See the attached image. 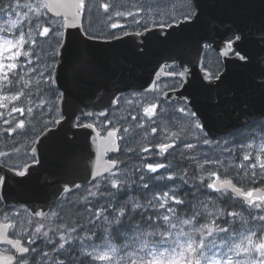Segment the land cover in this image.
<instances>
[{
	"label": "snow or ice",
	"instance_id": "obj_1",
	"mask_svg": "<svg viewBox=\"0 0 264 264\" xmlns=\"http://www.w3.org/2000/svg\"><path fill=\"white\" fill-rule=\"evenodd\" d=\"M184 6L187 10L181 13L183 21L172 16L168 27H172L173 22L178 27L193 26L188 23L189 21L199 23L203 7L198 0L195 3L192 0H185ZM94 8L97 10L102 8L108 21H113V13L118 18L131 17L133 24L142 25L144 28V32L135 33L137 36L149 31L147 20L136 19V16L141 13L115 10L109 3L97 4L96 0H36L35 3L24 4H21L20 0H9L7 6L0 5V33L6 32L13 36V39H4L0 42V108L9 109L8 117H10V119L4 118V113L0 112V118H3V123L8 126L4 129L5 133H14L18 128L25 127L24 119L17 120L14 113L23 117L32 115L34 112L31 100L26 107L17 106L16 103L21 101V98L27 99L31 96L33 81L25 77H30V74L36 73L37 69L29 67L32 65V53L25 50V45L34 46L36 44V40L33 39L34 31L41 37L51 35L55 41L51 45V63L45 64L46 72L41 71L40 79L36 81V92L41 99L35 107L43 110L51 104V107L47 108V114L58 112V103L64 100V92L61 88L70 94L69 83L74 88H85L109 71L108 67L101 65L95 56L93 50L96 44L93 42L122 41L124 37L132 33H129L125 24L120 22L107 24V31L93 32L90 23L86 26L84 21L93 14ZM198 8L201 10L199 14L197 13ZM50 14L54 15L50 16ZM116 29L120 31L117 32ZM227 31L231 35L228 37V43L224 44L223 54L234 56L238 61H247L244 67L256 63L257 58L249 53L246 45L249 41H254L257 45L264 47V26L255 27L251 31H246L241 27ZM234 44L239 51L234 49ZM5 50L9 53L6 57L7 63L2 55ZM241 52L243 55L240 54ZM21 56L25 58L23 64L18 62ZM250 56L251 59L248 60ZM259 60L262 70L251 79L248 88L254 94L259 93L264 97V56ZM166 74L179 78L175 87L181 86L189 75L188 70L182 66L180 70ZM209 78L212 79L211 74ZM214 79L220 81L215 85L219 89L227 80V76L221 79L219 75H215ZM206 87L211 88L212 84ZM26 89L29 90L27 96ZM230 91L233 90L228 89L218 93L219 102L213 107L223 110L234 106L233 110L238 107L241 111L245 106L254 107L253 99L248 97L247 92L237 89L229 98L227 92ZM49 96L54 99L45 98ZM158 103V100H154L150 102L149 107L143 108L144 116L149 120L155 115ZM163 103H167V100ZM9 105H11L10 108ZM179 112L188 117V121L199 132V135L195 137L197 143L209 146L211 152L219 153V155L203 153L202 162L197 158L201 155L200 153L189 155L188 158L201 170L200 174L194 178L200 181V184L195 186L196 191L203 187L213 189L223 196L228 189H232L238 196L247 197L249 205L261 208L264 205V190L260 191L257 197L259 203H257L252 199L253 191L238 188L232 179L222 177H227L230 169L235 171L239 179L249 176L255 178L257 166L264 170V108H261L257 114L260 118L253 119L248 125L250 131L238 130L230 134L231 140L223 141H213L208 138L204 129L205 124L210 121L203 112L200 115L204 117V123H201L195 112L187 110L186 107L180 108ZM39 114L43 117L46 113L41 111ZM86 115L91 116L93 113ZM98 115L106 116L107 113L100 112ZM135 119L136 117L132 116V120ZM62 120H64V114L59 113L57 117L45 123L44 127H47L48 123L59 125ZM75 126L94 127L93 124L79 122ZM139 126L143 127V124ZM118 131V128H114L107 133L108 137L112 138L111 150L113 151L119 150L116 144ZM124 131L127 132L128 129L125 128ZM156 131L157 129L153 127L152 132ZM172 135L175 136L176 133ZM257 136L261 140L259 145L261 155L259 156L253 155L256 148L253 142ZM238 137L243 139L237 142ZM119 138L123 139V137ZM174 143L175 141L172 144H156L155 147L160 149L156 154L163 156L168 149L173 148ZM197 143L185 142L183 148L193 153L197 150ZM235 149H239L243 155L238 158V162H230L227 167H224L223 173L218 170L207 171L205 169L206 164L222 165L223 154L233 155ZM142 151L147 153L149 148H143ZM32 152L34 162L40 163L35 156L36 149L33 148ZM4 155L6 154L0 153V156ZM141 159L142 163L135 173L119 168L113 171L116 161L111 162L112 167L104 169L108 175L97 171L94 177L95 183L91 188L86 189V195L82 197L85 204L84 212L87 214L86 223L79 226L82 232L77 231L78 226L75 222L71 227L62 224L46 230L41 224L31 233L28 231L14 232L13 235L18 238L11 239L3 229H14L15 225L6 223L0 226V244L10 246V248H0V257L4 259L5 264H97V262H102V264H264V214L246 217L243 212L228 211L224 207H219L211 197L191 204V211L188 212L187 208L178 207L189 205L188 201L181 198L180 187L182 185L170 186L169 184V182L173 184L175 182L174 175L166 174L167 170L173 167L171 161L165 165L147 163V157ZM6 165L7 161H0V172H3ZM159 169H165V173L151 175L157 173ZM205 171H207V176L204 174ZM13 175L24 177L26 173L25 171H14ZM187 175L186 171L179 174L183 183L189 182L186 179ZM213 177L215 179L211 183L206 182ZM11 178L13 177H8L6 174L0 175V187L7 186V181ZM70 182L75 188L80 187L74 181ZM62 191L68 192L70 189L65 187ZM122 193H127L126 199H120ZM90 197L92 199H89ZM89 204L92 207H88ZM37 215L43 214L37 213ZM57 216L56 212H52L49 218ZM201 217L210 220L211 223H200ZM228 217L238 218L241 221L240 228L237 229L234 226L235 219L230 221ZM221 218H223L222 223L227 224L228 227L217 224ZM4 219L9 218L5 216ZM88 224H91L92 228H88ZM97 230H99V235ZM174 230H176L175 235ZM216 233L224 234L219 237L221 241L219 245L214 238ZM197 234L203 239L198 240ZM115 235H123L126 238L125 243L115 244L113 242ZM53 237H58V239ZM37 238H42L43 243L51 245L50 252L33 247ZM97 240L100 242L97 243ZM208 244H211L213 249L218 247L220 251H213L212 256H208L206 251ZM13 249L14 252H12ZM256 253H259V258L256 257ZM241 254H244L243 259H234V257H240Z\"/></svg>",
	"mask_w": 264,
	"mask_h": 264
},
{
	"label": "water",
	"instance_id": "obj_2",
	"mask_svg": "<svg viewBox=\"0 0 264 264\" xmlns=\"http://www.w3.org/2000/svg\"><path fill=\"white\" fill-rule=\"evenodd\" d=\"M198 2L203 7V14L199 23L188 22L193 25L191 27H178L173 23L172 27L152 28L140 36L132 33L122 41L93 42L96 44L93 50L95 56L109 71L85 88H74L69 83L70 94L61 88L64 100L59 102L58 110L64 114V120L59 125L47 128L36 139L33 148L36 149L35 156L40 163L33 162L25 166L24 177L14 176V170L5 166L3 172H0L1 175L13 177L8 179L7 186L0 187V200L5 207L25 206L32 217L43 219L65 194L76 189L70 181H74L76 185H88L95 181L97 171L107 175L104 169L112 167V160L108 157L110 154H118L120 149L111 150L112 138L108 137V132L101 136L95 125L93 128L75 126L78 119L91 118L93 115L86 114H94L95 111L97 114H108L124 93L146 92V89L150 90L148 92L155 91L153 85L168 76L165 72L168 66L177 64L179 69L182 66L189 69V75L180 89L166 92L164 98L171 102L189 99V106L201 123H204L201 112L209 118L210 122L205 124L204 129L208 137L215 139L229 134L250 124L253 119L260 118L257 114L264 108V97L259 93L254 94L248 87L255 74L262 70L259 58L264 56V47L254 41L247 43L249 53L257 58V62L248 67L243 66L247 61H238L234 56H225L223 53L224 44L231 35L228 29L241 27L251 31L255 27L264 26V0ZM200 12L198 8L197 13ZM207 45H211L223 57L224 67L219 76L221 79L227 76V80L219 89L215 85L220 81L209 80L208 73L201 69ZM233 47L239 51L235 44ZM240 54L243 55V52ZM250 59L251 56L248 60ZM209 84H212L211 88L206 87ZM228 89L233 90L227 92L229 98L237 89L247 92L248 97L253 99L254 107L245 106L243 111L238 107L233 110L234 106L223 110L214 108L213 105L219 102L218 93ZM98 116L105 118L107 115ZM116 144L119 146L118 138ZM116 168L117 163L112 170ZM65 187L70 191H62ZM228 190L248 204L247 197L238 196L232 189ZM261 190L253 191L252 199L257 198ZM6 223L12 222H2L0 217V226ZM10 229H3L9 238ZM6 246L8 245L0 244V248ZM0 264H5L2 257Z\"/></svg>",
	"mask_w": 264,
	"mask_h": 264
},
{
	"label": "rangeland",
	"instance_id": "obj_3",
	"mask_svg": "<svg viewBox=\"0 0 264 264\" xmlns=\"http://www.w3.org/2000/svg\"><path fill=\"white\" fill-rule=\"evenodd\" d=\"M22 0H20L21 2ZM184 0H96L97 4H102V3H109L110 6H113L115 10H119V11H132L133 13H141L140 15L136 16V19L138 20H147L148 21V25L147 26H151L152 21H165V20H169L170 17L175 16L177 17L179 14H181L183 11L182 8V3ZM36 0H24L23 2H21V4L24 3H35ZM18 12H20V10H17ZM111 22H120L122 24H125V26L127 27V29H138L141 26L135 25L132 23V19L131 17H125V18H118L114 16L113 13V21H108L106 18V15L103 11V9H99L95 11V15L93 17V14L88 18V20L85 21V25L87 26L89 23L91 25V30L93 32H100V31H107L106 25L110 24ZM4 39H13V36L9 33H0V42H2ZM35 47V45H31V48H29L27 51H30L32 53L33 48ZM3 57L5 58V63H7L8 61L6 60V57L9 55V53L5 50L2 53ZM23 57V56H21ZM20 57V58H21ZM25 61L22 62V64ZM32 64H35V61L32 60ZM29 67H35L37 69L36 73H31L30 77H25V79H29L31 78L33 81V84H36V81L40 79L39 73L41 71H45L44 68L42 67H37V66H31L29 65ZM46 72V71H45ZM37 87V86H36ZM29 100L31 99H26V98H21V101H19V103H17V106L20 107H26L29 103ZM32 101V100H31ZM33 102V101H32ZM11 107V105H9V108ZM33 107L34 109H36L35 107V103H33ZM184 107L183 106H177L174 107L172 109H168L166 110V108L163 107V110L166 112H170V111H174V112H178L179 115L173 113L172 115L175 117L170 118H165V122H164V127H159V122H160V118L162 117L161 114L156 113L155 115H153L151 117V119L149 120V122H146L145 124V128L142 131L143 134L145 135V137L149 138L151 137L153 134L152 132V128L155 127L157 129L156 132L159 133H163V134H168L171 133L172 129L168 127L167 124V120L175 125H180L178 126V135H180V128H183L184 132H188V129L190 130V133L188 135V137L190 136V139L192 142L196 141L195 137L197 135H199V132L192 126L191 122L188 121V117H186L183 113L179 112V109ZM9 109L5 108V111L8 112ZM15 115V113H14ZM16 116H19V114H16ZM146 117V116H145ZM179 117V118H177ZM17 120L19 119H24L25 124L29 122H31V124H33L32 120L30 121L28 115L23 116L22 118L16 117ZM175 118V120H177V124L175 121H173V119ZM10 119V117H9ZM154 122V123H153ZM175 122V123H174ZM45 124V123H42ZM131 126H133L132 123ZM134 127V126H133ZM19 129V128H18ZM46 129V128H45ZM19 130H23V129H19ZM248 131H250L251 129H247ZM257 132H259V129H257ZM175 133V132H172ZM185 134V133H184ZM156 135V134H155ZM171 137H173V135L171 134ZM177 143L179 144L177 146V148L171 152L172 155L175 156H187L189 157V155H193L196 154V152L200 153L201 155H198L197 158L201 160H203V153H208L210 154L209 151V146L207 145H203V149L200 150L197 147V151L193 152V153H189L188 150L183 148V143H181L180 141H182V139L184 138V135L177 136ZM231 140V136L228 138H223L220 141L223 140ZM241 139H243L242 137H238L237 142H239ZM34 139L33 140H25V139H18L16 140H11V141H2V146L0 148V153H5L6 155L1 156L0 157V161H7V165L8 166H17V167H22L24 166L28 161H29V150L31 149V147L34 144ZM188 142H190L188 140ZM252 142V141H250ZM132 143L133 140H132ZM197 143V141L195 142ZM256 145L255 150H249V151H253V155L259 156L261 155L259 153V145L261 143V140L259 138V136H257V139L253 142ZM200 145L199 143H197V146ZM183 153V155H182ZM243 155V152H241L239 149H235L234 154L230 155L228 153H224L223 156L221 157V159L223 160V164H206L205 165V169L207 171H212V170H218L221 173H223V168L227 167L229 165L230 162H238V158L241 157ZM169 156V155H168ZM147 163H159L158 160L156 161H151V162H147ZM173 167L167 170V175H174L175 179L178 177L179 178V174L182 171H186V169H179L180 166L171 161ZM165 165H168L169 163H163ZM141 165V164H140ZM138 165V166H140ZM196 165V164H195ZM137 166V167H138ZM197 166V165H196ZM137 167L135 166V169L133 168L134 171H136ZM122 169V168H121ZM197 171H198V175L200 174V169L197 167ZM207 171H205V176H207ZM257 172V176L255 178L252 177H244L243 179H239L236 177L235 171L230 169V174L227 177H222V178H228V179H235L236 181H238V185L243 188L244 190L247 191H255L258 189H262L264 190V170H261L259 168V166H257L256 169ZM160 173H165V169H159L157 173H155L156 175L160 174ZM188 173V172H187ZM151 174V173H150ZM186 179L189 181L190 176L189 174L187 175ZM215 178L213 177L211 180H207L206 182L211 183ZM178 181L181 183L182 181L180 180V178L178 179ZM196 185L200 184V181L198 180V183H195ZM204 190H207L209 193L213 194L214 197L219 198V197H224V196H220L219 193L215 192L213 189H208V188H203L201 187L200 190L198 191V193H201V196H205V194L203 193ZM233 202L236 203V205L238 206V209L236 210L237 212H243V214L246 217H250V216H258L261 214H264V205H262L261 208H254L251 205H246L245 203L241 202L240 200H238L236 197L232 198ZM254 201H256L257 203H259V201L256 199H254ZM6 216L8 218H10L14 223H15V228L12 230V235L14 232L19 233L22 231H28L29 233L33 232L35 230V227L32 226V222L30 219V214L29 212L26 210V208L22 207H18V208H14L10 213L6 214ZM186 218V217H185ZM228 219L231 221L233 219H235V224L234 226L239 229L240 228V224L241 221L238 218H232V217H228ZM200 223H208L210 224V220H205L204 218L200 221ZM38 226V225H37ZM225 227H228L225 226ZM187 230V229H186ZM175 235V232H174ZM198 235V234H197ZM223 233H216L214 235V238L216 239V243L219 245L220 244V236H223ZM15 237H17L16 235H13ZM198 240L199 239H203V237H196ZM183 239V238H182ZM211 239V238H209ZM207 251V255L208 256H212L213 251L215 252H219L220 249L217 247L215 249L212 248L211 244H208V247L206 249ZM256 257L259 258V253H256ZM219 258V257H218ZM244 258V254H241L240 257H234V259H243ZM97 264H102V262H97Z\"/></svg>",
	"mask_w": 264,
	"mask_h": 264
},
{
	"label": "flooded vegetation",
	"instance_id": "obj_4",
	"mask_svg": "<svg viewBox=\"0 0 264 264\" xmlns=\"http://www.w3.org/2000/svg\"><path fill=\"white\" fill-rule=\"evenodd\" d=\"M182 8L183 10H186L185 8V0L182 3ZM95 11L96 9H93V17L95 15ZM177 18H179L181 21L183 20V17L181 14H179L177 16ZM169 20H165L162 22H155L154 24H152L151 26H148V29L150 28H155V27H161V26H168ZM85 22V21H84ZM174 23V22H173ZM172 23V24H173ZM127 28V27H126ZM115 31L119 32V29H116ZM127 31L129 33H136V32H143L144 28L140 27L138 29H127ZM226 43H228V40L226 41ZM230 57H233L231 55H229ZM223 58L221 57V55L211 46H207L206 47V51L204 53V57H203V64L201 66L202 70L204 72H208L209 75L207 76V78L209 80H213L215 75H219L220 72L223 70ZM178 65H172L169 66L165 69V72H173V71H178ZM189 70V69H187ZM210 74L212 75V79L209 78ZM179 82V78L175 77V76H167L166 78L162 79L161 81L156 83V88L154 92H128L125 93L123 95H121V97L118 99V104L121 106V111L118 113H114L115 117L114 120H112L111 115L112 111L109 112V114L107 115L106 118L102 119L99 118L97 113L94 112L93 116L91 119L89 120H84V119H79V123H83V124H88V123H92L94 125H96L99 128V131L101 132V135H105L107 133V131L109 130H113L114 128H118L119 131L117 132V137L119 140V145H120V149L123 151V153L121 154V159L128 161L127 163H122V169H127L128 171H132V172H136L133 170V168L135 169V166L137 167L138 165H140L142 163V157H147L146 162H151V161H156L158 160L159 163H168L170 160L171 161H175V160H185V161H190V159L187 156H175L172 155L171 152H173L177 146L179 145L176 141H177V136H182L184 135V138L182 139V141H180L181 143H185L188 142V140L191 143H195L196 141L192 142L190 139V136L188 137L190 130L188 129V132H184L183 128H180V135H178V126L180 125H175L170 123L168 120L167 122V126L172 129L171 133L168 134H163V133H159V132H155V134H153L151 137L147 138L145 137V135L143 134V130L145 128V124L146 122H149V118L144 116L143 113V108L144 107H149L150 106V102H153L154 100H158V107H156L155 112L159 113L162 115V117L160 118V122H159V127H164V120L165 118H172L175 117L172 114L175 113L177 115H179L178 112H174V111H170V112H166V111H162L163 107L166 108V110L168 109H172L174 107L177 106H183L187 108V110L192 111V109L189 106V99H185L183 101H177V102H171L167 99L164 98V94L168 91H173V90H177L180 89L182 87H175V85ZM167 100V103H163V101ZM129 101H131V103H129ZM132 116H135L136 119L132 120ZM179 118V117H177ZM108 121H111V123H108ZM173 121H175L177 123V120H175V118L173 119ZM174 122V123H175ZM132 123L133 126H131ZM143 124V127H140L139 125ZM179 124V123H177ZM127 128L128 131L125 132L124 129ZM247 127H245L244 129H246ZM172 132H175L176 135L171 137ZM185 133V134H184ZM235 133V132H234ZM119 137H123V139H120ZM222 138V137H221ZM14 139V136H10L8 138H0V148H1V144L3 140H7V141H11ZM132 140L134 143H132ZM220 140V139H219ZM173 141H175L173 148L168 149L163 156H159L156 153H158L160 151V149L156 148L155 145L159 144V143H169L172 144ZM35 144V143H34ZM33 144V145H34ZM143 148H149V152H143L142 149ZM32 149V147H31ZM31 149L29 150V161L22 167H17V166H8L6 165L5 167H9L11 170L14 171H23L24 167L26 165H29L31 163L34 162V160L32 159L33 155H31ZM129 149H131V151H129ZM203 149V145H200V150ZM204 150V149H203ZM197 150H195L196 152ZM121 152V151H120ZM171 154V155H170ZM169 155V156H168ZM120 153L118 155H109V159L111 160H115L116 162H118V164L121 162L120 158ZM1 157V156H0ZM120 165V164H119ZM1 175V174H0ZM89 186H87L88 188H91ZM85 186L80 185L79 188H77L75 190V192H77L78 190H82ZM73 191V193H75ZM68 193L69 195L73 194ZM68 194H66L65 196L67 197ZM1 206V203H0ZM5 211V213H3V211ZM0 210V214H1V219L2 221H8L5 220V214H6V210L2 209ZM13 209H9L10 213ZM11 237H15L12 235V232L10 233ZM18 238V237H15Z\"/></svg>",
	"mask_w": 264,
	"mask_h": 264
},
{
	"label": "trees",
	"instance_id": "obj_5",
	"mask_svg": "<svg viewBox=\"0 0 264 264\" xmlns=\"http://www.w3.org/2000/svg\"><path fill=\"white\" fill-rule=\"evenodd\" d=\"M23 1L24 0H22L21 2H23ZM8 3H9V0H0V5H2V6H7ZM33 39L36 40V44L32 50L31 59L35 61V64H32L31 66L42 67L45 69V64L51 63V60H50L51 45L54 44L55 41L51 38V35H49L48 37H41L35 31L33 32ZM29 48H31V45H25V50H28ZM23 61H25V58L21 57L18 62L22 64ZM25 91H26V96H27V93L29 90L26 89ZM45 98L49 99V100L54 99L53 97H50V96L45 97ZM28 99H31L33 101V103H35V105L38 104L40 99H41V96L37 95L35 83L32 85L31 96H29ZM17 103H19V102H17ZM48 107H51V104L47 105L46 108L43 110L39 109V108L34 109L33 114L28 115L30 121L32 120L33 124H31V122L28 123V121H27L23 130L17 129V131L14 133H5L4 132V129L7 128L8 126L3 123V118H0V138H2V137L8 138L10 136H14L13 140H16V141L18 139H25V140L35 139L40 134V132H42L45 128L53 125L51 123H48L47 127H44V124H42V123H47L49 120L57 117L59 114L58 112H53L51 114H47V108ZM41 111H44L46 113L45 115H43V117H41V115L39 114V113H41ZM118 111L119 112L121 111L120 105L118 106V108L114 112L118 113ZM0 112L4 113V118H9L8 112L5 111V108H0ZM14 116H16V114ZM16 117L22 118L20 116H16ZM111 117H112V120H114L115 114L113 113V115H111ZM227 137H229V136H224L223 138H227ZM3 141H6V140H3ZM200 145L197 146L198 149H200ZM122 153H123V151H121V154ZM121 154L119 156V158L121 160V164L127 163L128 161L121 159ZM210 155H219V153L210 151ZM173 162L177 163L180 166L179 169H186L189 176H190L188 183H183V182L180 183L178 181V179H179L178 177L175 179L174 184H173V182H169L170 186L182 185L180 187L181 198H183L189 202V205L178 206V207H185V208H187L188 212H190L191 211V207H190L191 204H196L198 201L206 200L207 197H211L213 200H215L217 202V205L219 207H224L228 211H236L238 209V206L232 200V198H234V196L229 191H227L223 195L224 196L223 198L222 197L216 198L213 196V194L209 193L207 190L203 191V193L205 194V196L203 197V196H201V193H198V191H196V187H195L196 184L195 183L196 182L198 183V180L194 179V178L196 176H198V171H197V166L195 165V163L192 160H190V161H185V160L179 161L177 159ZM133 173H135V172H133ZM151 175H156V174H151ZM235 182L237 184H239L238 181L235 180ZM86 189H87V187H84L82 190H80V191L78 190L77 192H75L71 195H68L67 197L62 199L58 204H56V206L53 208L52 212H56L58 214L57 217H53L50 219L49 218L50 215H49L48 217H46L43 220H37V219L31 218L32 226L36 228L37 225L39 226V225L43 224L45 226V230H46L49 227L55 228L56 226L62 225V224H67L69 227H71V226H73V222H75V224L78 226L77 231L82 232V228H80L79 226L86 223L85 217L87 214L84 212L85 204H84V201L82 200V197L84 195H86ZM165 190H167V189H165ZM126 198H127V193H122L120 195V199H126ZM89 199H92V198L90 197ZM88 207H92V205L89 204ZM2 209L9 212L8 208L0 206V210H2ZM7 212H6V214H7ZM3 213H5V211H3ZM202 219H203V217L200 218V221ZM222 220H223V218H221V220H218L217 224H219L220 226H223V227L227 226V224L222 223ZM197 226H199V225H197ZM87 227L92 228V225L88 224ZM175 231L176 230H174V232ZM97 234L98 235L100 234L99 230H97ZM50 235H51V233H50ZM129 235H131L130 232H129ZM197 237H199V235H197ZM53 238L58 239V237H53ZM125 241H126V238L123 235H115V239L113 240V242L117 245H122L123 243H125ZM99 242L100 241L97 240V243H99ZM33 247H37L43 251H49L50 252V250H51V245H46L45 243H43L42 238H37L36 243L33 245ZM61 258H63V257H61Z\"/></svg>",
	"mask_w": 264,
	"mask_h": 264
},
{
	"label": "bare ground",
	"instance_id": "obj_6",
	"mask_svg": "<svg viewBox=\"0 0 264 264\" xmlns=\"http://www.w3.org/2000/svg\"><path fill=\"white\" fill-rule=\"evenodd\" d=\"M184 189V188H183ZM183 191V190H182Z\"/></svg>",
	"mask_w": 264,
	"mask_h": 264
}]
</instances>
